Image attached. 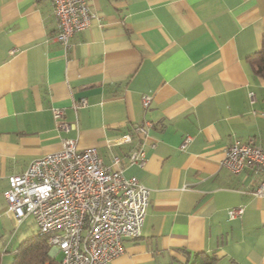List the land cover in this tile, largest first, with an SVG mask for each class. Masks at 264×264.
<instances>
[{
	"label": "crops",
	"instance_id": "0c3cea01",
	"mask_svg": "<svg viewBox=\"0 0 264 264\" xmlns=\"http://www.w3.org/2000/svg\"><path fill=\"white\" fill-rule=\"evenodd\" d=\"M90 8L96 17L66 49L50 0H0L5 188L73 137L107 164L122 156L123 174L150 190L140 236L106 264H193L196 254L264 264V195L252 192L261 172L222 163L235 139L264 145V77L248 61L263 44L264 0H91ZM53 107L69 130L56 128ZM146 121V160L129 163L140 140L133 128ZM126 132L131 142L115 140ZM238 205L244 212L230 218Z\"/></svg>",
	"mask_w": 264,
	"mask_h": 264
},
{
	"label": "built area",
	"instance_id": "2783aa9c",
	"mask_svg": "<svg viewBox=\"0 0 264 264\" xmlns=\"http://www.w3.org/2000/svg\"><path fill=\"white\" fill-rule=\"evenodd\" d=\"M50 1L56 19L55 37L68 49L72 36L88 28L96 17L91 0ZM249 96L252 101L254 93ZM151 98L143 96L145 108ZM86 104L83 97L74 106ZM52 112L56 128L69 130L64 109L53 107ZM151 125L146 121L134 126L140 140L128 154L129 163L144 164L142 139ZM115 140L131 142L133 136L126 132ZM189 141L186 137L182 146ZM123 162V157L115 154L113 163L107 164L96 147L79 149L76 138L65 137L61 149L35 158L25 170L9 176L3 191L6 214L17 224L32 216L38 233L48 238L51 255L62 254L57 264H106L124 252L126 239L140 236L150 201L149 188L136 177L123 174ZM222 163L234 173L246 168L261 172L252 192L264 195V145L252 137L235 139L227 147ZM244 209L243 205L229 208V217L241 216Z\"/></svg>",
	"mask_w": 264,
	"mask_h": 264
},
{
	"label": "trees",
	"instance_id": "16d2710c",
	"mask_svg": "<svg viewBox=\"0 0 264 264\" xmlns=\"http://www.w3.org/2000/svg\"><path fill=\"white\" fill-rule=\"evenodd\" d=\"M248 61L253 71L257 75L264 77V38L261 49L249 55ZM196 256V260L193 264H211L214 261V258L208 255L196 254ZM57 262L56 258L50 253V245L47 236L37 231L16 248L11 264H56Z\"/></svg>",
	"mask_w": 264,
	"mask_h": 264
},
{
	"label": "rangeland",
	"instance_id": "374dc122",
	"mask_svg": "<svg viewBox=\"0 0 264 264\" xmlns=\"http://www.w3.org/2000/svg\"><path fill=\"white\" fill-rule=\"evenodd\" d=\"M5 186L6 178L0 177V264H11L16 248L24 240L35 234L38 228L32 216L27 217L21 224H17L14 219L6 214L7 204L3 196ZM54 257L60 261L62 254L57 252Z\"/></svg>",
	"mask_w": 264,
	"mask_h": 264
}]
</instances>
